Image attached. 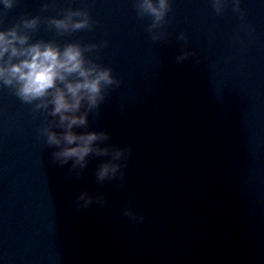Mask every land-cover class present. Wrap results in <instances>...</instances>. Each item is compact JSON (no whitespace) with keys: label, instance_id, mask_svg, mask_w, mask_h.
<instances>
[{"label":"water","instance_id":"1","mask_svg":"<svg viewBox=\"0 0 264 264\" xmlns=\"http://www.w3.org/2000/svg\"><path fill=\"white\" fill-rule=\"evenodd\" d=\"M45 3L53 0H16L0 30L86 8L91 30L58 35L41 23L31 42L107 41L86 55L121 85L88 130L132 151L122 188L96 182L108 157H90L69 178L70 165L53 163L38 138L45 115L0 86V264H264V0H240L239 13L225 0L220 14L212 0H170L160 42L134 0ZM182 51L194 55L177 63ZM82 191L103 193L107 205L76 211Z\"/></svg>","mask_w":264,"mask_h":264},{"label":"clouds","instance_id":"2","mask_svg":"<svg viewBox=\"0 0 264 264\" xmlns=\"http://www.w3.org/2000/svg\"><path fill=\"white\" fill-rule=\"evenodd\" d=\"M2 5L0 17L15 7L16 0H2ZM212 6L220 14L225 0H212ZM50 7H55L54 0L51 4L45 3L42 10ZM134 8L138 17L151 19L147 31L152 41L164 40L162 28L172 10L170 0H134ZM233 11H241L240 0H233ZM61 16L43 20L40 16H23L11 27L0 30V86L7 87L22 103L33 105L34 118L37 113L45 115L37 129L38 138L43 140L46 148L54 149L51 152L53 163L60 167L70 165L69 178L80 179L88 168L90 157H108L95 170L96 182L119 180L122 188L131 146L109 144L111 137L107 132L88 130L89 115H98L108 94L121 85L111 67L102 66L86 55L98 53L101 47H107V41L63 45L55 40L31 42L30 33L41 23L47 24L49 30L54 28L58 35L91 30L95 23L86 8L69 7ZM177 39L187 42L184 33ZM193 55L182 51L176 62H183ZM94 203L104 206L108 200L101 192L82 191L72 201V207L80 211ZM122 215L136 223L146 219L131 207H125Z\"/></svg>","mask_w":264,"mask_h":264}]
</instances>
